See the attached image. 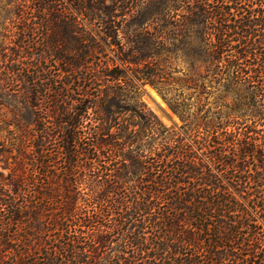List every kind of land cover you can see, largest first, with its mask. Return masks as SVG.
Segmentation results:
<instances>
[{
  "label": "trees",
  "instance_id": "trees-1",
  "mask_svg": "<svg viewBox=\"0 0 264 264\" xmlns=\"http://www.w3.org/2000/svg\"><path fill=\"white\" fill-rule=\"evenodd\" d=\"M36 1L0 74V264H264V0Z\"/></svg>",
  "mask_w": 264,
  "mask_h": 264
},
{
  "label": "rangeland",
  "instance_id": "rangeland-1",
  "mask_svg": "<svg viewBox=\"0 0 264 264\" xmlns=\"http://www.w3.org/2000/svg\"><path fill=\"white\" fill-rule=\"evenodd\" d=\"M0 0V74L3 75L6 66L10 65L9 57H20L22 48L20 45L31 46L35 42V47L39 42H43V37L41 36L42 29L37 27L32 31V40L29 35V26L31 24H38L37 13L34 9L37 8L39 4L36 0ZM57 7H65L68 11L73 12L74 6L66 0H60ZM106 3L110 4L109 0ZM84 26L91 28L84 23ZM118 36L122 38L124 36L123 32L119 31ZM124 42V39H122ZM105 47V45H104ZM42 49V47H38ZM35 48L33 51L36 52ZM19 51V52H18ZM17 52V53H15ZM105 58H114V52L105 48ZM102 55V54H101ZM104 59V58H102ZM115 59V58H114ZM117 63L118 61L115 60ZM111 64V61L109 60ZM183 64H178L177 69H184ZM173 75H181L179 73H173ZM138 98L140 101L144 102L146 107L150 109L157 118L167 127L173 126L178 128L181 125L180 119L174 114L168 107L166 101L163 99L162 95L152 86L145 84L143 87L139 88ZM1 102V100H0ZM2 104H0L1 106ZM8 110L6 107L0 109V126H3V120L7 117ZM130 112H126L121 116H117L118 119H123L129 117ZM12 129V126L9 127ZM4 140L8 144L7 129L0 128V141Z\"/></svg>",
  "mask_w": 264,
  "mask_h": 264
}]
</instances>
